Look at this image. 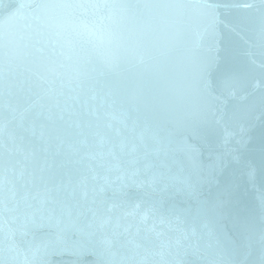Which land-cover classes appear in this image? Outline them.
<instances>
[{"label": "water", "instance_id": "obj_1", "mask_svg": "<svg viewBox=\"0 0 264 264\" xmlns=\"http://www.w3.org/2000/svg\"><path fill=\"white\" fill-rule=\"evenodd\" d=\"M0 264H264V0H0Z\"/></svg>", "mask_w": 264, "mask_h": 264}, {"label": "snow or ice", "instance_id": "obj_2", "mask_svg": "<svg viewBox=\"0 0 264 264\" xmlns=\"http://www.w3.org/2000/svg\"><path fill=\"white\" fill-rule=\"evenodd\" d=\"M247 7H251V5H246Z\"/></svg>", "mask_w": 264, "mask_h": 264}]
</instances>
